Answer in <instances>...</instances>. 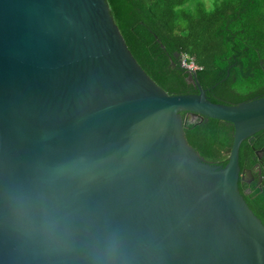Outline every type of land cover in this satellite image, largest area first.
<instances>
[{
  "label": "water",
  "instance_id": "1",
  "mask_svg": "<svg viewBox=\"0 0 264 264\" xmlns=\"http://www.w3.org/2000/svg\"><path fill=\"white\" fill-rule=\"evenodd\" d=\"M168 95L106 0H0V264H264V226L238 189L264 96ZM189 123L233 126L223 167Z\"/></svg>",
  "mask_w": 264,
  "mask_h": 264
},
{
  "label": "trees",
  "instance_id": "2",
  "mask_svg": "<svg viewBox=\"0 0 264 264\" xmlns=\"http://www.w3.org/2000/svg\"><path fill=\"white\" fill-rule=\"evenodd\" d=\"M106 2L128 51L168 95L198 93L179 65L186 55L200 68L196 80L212 103L235 105L264 96V0H214L211 9L203 0ZM181 117L188 145L205 162L223 167L233 126ZM247 145H240V165L252 160ZM252 189L243 198L264 225V190Z\"/></svg>",
  "mask_w": 264,
  "mask_h": 264
},
{
  "label": "flooded vegetation",
  "instance_id": "3",
  "mask_svg": "<svg viewBox=\"0 0 264 264\" xmlns=\"http://www.w3.org/2000/svg\"><path fill=\"white\" fill-rule=\"evenodd\" d=\"M191 85L197 89L194 84ZM183 116L185 118V114H183ZM260 132L246 140L248 144L247 147L253 151L252 160L245 161L242 165L239 164L240 173L238 189L242 196L250 195L253 191L252 188L264 190V132Z\"/></svg>",
  "mask_w": 264,
  "mask_h": 264
},
{
  "label": "built area",
  "instance_id": "4",
  "mask_svg": "<svg viewBox=\"0 0 264 264\" xmlns=\"http://www.w3.org/2000/svg\"><path fill=\"white\" fill-rule=\"evenodd\" d=\"M179 65L188 73H195L200 68L195 65L193 59L188 58L186 55H181L179 58Z\"/></svg>",
  "mask_w": 264,
  "mask_h": 264
},
{
  "label": "rangeland",
  "instance_id": "5",
  "mask_svg": "<svg viewBox=\"0 0 264 264\" xmlns=\"http://www.w3.org/2000/svg\"><path fill=\"white\" fill-rule=\"evenodd\" d=\"M207 9H211L214 6V0H203Z\"/></svg>",
  "mask_w": 264,
  "mask_h": 264
}]
</instances>
